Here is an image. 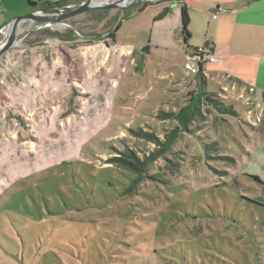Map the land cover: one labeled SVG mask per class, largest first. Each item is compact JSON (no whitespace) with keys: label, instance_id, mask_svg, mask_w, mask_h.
<instances>
[{"label":"rangeland","instance_id":"1","mask_svg":"<svg viewBox=\"0 0 264 264\" xmlns=\"http://www.w3.org/2000/svg\"><path fill=\"white\" fill-rule=\"evenodd\" d=\"M148 3L113 41L118 14L82 17L0 56V264H264V131L243 136ZM196 96L170 141L163 114Z\"/></svg>","mask_w":264,"mask_h":264},{"label":"crops","instance_id":"2","mask_svg":"<svg viewBox=\"0 0 264 264\" xmlns=\"http://www.w3.org/2000/svg\"><path fill=\"white\" fill-rule=\"evenodd\" d=\"M29 1L41 5L62 0ZM151 7H155L148 12L152 32L159 23H170L173 19L167 24L172 25L170 37L174 40L172 42L180 43L185 55L206 43L214 45L216 62L202 65V75L197 73L193 76L201 78L203 89H219L222 92L227 105L239 117L240 132L245 138L250 139V135L264 131V0H160ZM182 8L187 11L190 20L188 46L191 49H187L180 36ZM146 9L142 7L139 13H146ZM32 10L27 0H0V27ZM165 10H168L166 16L157 19ZM134 13L129 12L125 21L132 19ZM20 30H17L16 38L24 31ZM53 38H58L61 44L72 41L70 36L67 39L61 36ZM36 43L39 41L33 44ZM125 53L128 59H132L135 51L131 53V49H126L120 52L121 55ZM245 154L250 155L246 151Z\"/></svg>","mask_w":264,"mask_h":264},{"label":"water","instance_id":"3","mask_svg":"<svg viewBox=\"0 0 264 264\" xmlns=\"http://www.w3.org/2000/svg\"><path fill=\"white\" fill-rule=\"evenodd\" d=\"M88 1H83L79 7H73L74 3H68L47 10L32 8L33 10L29 14L10 20L0 27V56L13 47L12 43L17 30L23 26L35 27L33 29L35 33L51 28L54 23H64L82 17L103 19L110 14H118L115 25L111 30L113 32L122 22L127 11L142 6L146 2L154 3L153 0H117L116 2L102 0L99 5L89 7L86 5Z\"/></svg>","mask_w":264,"mask_h":264},{"label":"trees","instance_id":"4","mask_svg":"<svg viewBox=\"0 0 264 264\" xmlns=\"http://www.w3.org/2000/svg\"><path fill=\"white\" fill-rule=\"evenodd\" d=\"M74 1H77V0H62L61 2H57L54 4L46 3V4H41V5H39L37 2H32V1L27 0V3L32 8H38L39 7L38 9L47 10V9L53 8L55 6L66 5V4L74 2ZM147 5H149L148 2L144 3L142 6L136 7L137 11L138 12L141 11L140 7H146ZM167 13H168V10H165L157 19H161L162 17L166 16ZM189 22H190V20H189L188 13L184 8H182L180 10V36L182 38L183 44L187 47V49H191L188 46V41L190 39V32L188 29ZM118 27L116 28L115 31H113V32L110 31L108 33L107 39L112 40V41L114 40L115 32L117 31ZM49 35L51 37H59L56 33H50ZM197 75L198 76L202 75L201 68L199 69V72ZM198 101H199V96L193 97L187 102V105L182 107L177 113H165V114H163L166 118L173 119L177 122V127L170 132V135H169L170 141H173L176 137H178L179 133L181 131H183L182 129H185V127H186V125H187V123L191 117V114L194 110V107L197 105ZM127 157L133 158L139 165H142L138 160H136V158H134L130 155H128ZM114 161L120 162L121 164H124V165H129L132 169H135V171H139V172L142 171L139 167H137V164H132L128 160H121L120 158H116ZM255 180L258 182L257 178H255Z\"/></svg>","mask_w":264,"mask_h":264},{"label":"built area","instance_id":"5","mask_svg":"<svg viewBox=\"0 0 264 264\" xmlns=\"http://www.w3.org/2000/svg\"><path fill=\"white\" fill-rule=\"evenodd\" d=\"M158 1L160 0H153L154 3ZM186 58L188 63L185 66V70L190 71L192 74H197L202 65L216 62L214 45L212 43H206L205 45L197 47L187 54Z\"/></svg>","mask_w":264,"mask_h":264},{"label":"bare ground","instance_id":"6","mask_svg":"<svg viewBox=\"0 0 264 264\" xmlns=\"http://www.w3.org/2000/svg\"><path fill=\"white\" fill-rule=\"evenodd\" d=\"M101 1L102 0H89L88 1V4H86L87 6H94V5H99L100 3H101ZM110 2H116L117 0H109ZM73 7H79L80 6V4H73L72 5ZM64 24L63 23H54V24H52L51 25V28H54V29H56V28H59V27H61V26H63ZM18 31L19 32H21L22 30H20V29H18ZM16 37H17V34H16V36H15V38H14V41H13V46L16 44Z\"/></svg>","mask_w":264,"mask_h":264}]
</instances>
